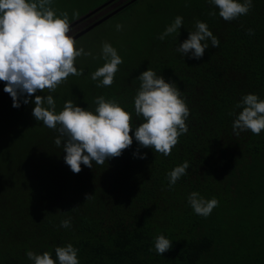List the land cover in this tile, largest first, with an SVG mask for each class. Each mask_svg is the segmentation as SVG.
I'll return each instance as SVG.
<instances>
[{
  "label": "trees",
  "instance_id": "1",
  "mask_svg": "<svg viewBox=\"0 0 264 264\" xmlns=\"http://www.w3.org/2000/svg\"><path fill=\"white\" fill-rule=\"evenodd\" d=\"M252 5L247 15L225 21L208 0H132L101 22H133V38L117 48L123 63L114 83L97 87L90 74L105 61L88 56L74 65L83 75H70L50 94L57 113L69 100L94 112L95 98L104 96L132 115L133 144L104 165L82 164L75 174L64 162L58 133L32 115L35 95L49 93L38 91L28 104L21 98L19 108L0 94V264H32L29 250L47 251L59 264L55 248L69 243L79 264H264V130L237 136L229 115L242 111L235 105L246 94L264 100V0ZM176 16L183 26L158 39ZM197 20L220 42L213 48L207 41L201 59L176 51ZM149 68L176 83L190 114L171 155L139 148L141 159L133 156L134 130L143 122L134 97L137 77ZM185 161L187 174L170 190L166 174ZM193 191L219 201L207 218L189 205ZM86 195L93 196L85 202ZM69 218L71 227H60ZM158 235L172 241L162 256L154 247Z\"/></svg>",
  "mask_w": 264,
  "mask_h": 264
},
{
  "label": "clouds",
  "instance_id": "2",
  "mask_svg": "<svg viewBox=\"0 0 264 264\" xmlns=\"http://www.w3.org/2000/svg\"><path fill=\"white\" fill-rule=\"evenodd\" d=\"M208 2L219 10V16L225 21L247 15L253 6L252 0ZM52 3L53 0H0V82H4L3 90L11 96L14 108L20 107L21 98L24 104H28L38 91L49 93L46 96L35 95L31 101L35 105L32 115L43 126L58 133L54 143L63 148L64 162L78 174L82 164L89 168L93 162L104 165L106 160L121 156L133 144V136L130 135L132 115L116 100H106L104 96L95 98L94 112L76 106L71 100L64 103L59 113L56 112V102L50 93H54L70 75H83V69L78 70L74 66L75 61L82 55L90 56L91 52L76 47L75 39L69 35L68 12L57 14ZM79 15L78 10H73L72 19ZM209 15L214 16L216 12L211 11ZM182 26L183 17L176 16L158 39L164 40L166 36L177 33ZM122 27L117 24V31ZM194 27L195 30L189 32L188 38L176 51L182 56L191 53L190 58L201 59L209 47L207 41H211L213 48H218L220 42L206 23L197 20ZM247 31L253 34L252 29ZM99 58L105 63L90 74L91 79L97 81V87H110L123 60L108 42H103ZM137 79L141 83L134 97V111L137 117L143 118V122L134 130L139 147L133 156L145 158L139 154V148H151L169 156L179 137L188 132L186 120L190 110L175 82H166L150 68ZM235 108L242 109L238 114L235 111L229 113L235 117L232 129L237 136L245 131L259 135L264 130V100L256 94H246ZM188 168L189 162L185 161L166 174L170 190L187 174ZM92 196L86 195L85 202ZM187 200L194 213L205 218L219 205L216 198L205 199L195 191L188 195ZM60 227H71V219L61 220ZM154 247L162 256L171 249L172 241L158 235ZM77 253L78 249L71 243L55 248L59 264H79ZM26 256L32 264H56L47 251L37 254L29 250Z\"/></svg>",
  "mask_w": 264,
  "mask_h": 264
},
{
  "label": "rangeland",
  "instance_id": "3",
  "mask_svg": "<svg viewBox=\"0 0 264 264\" xmlns=\"http://www.w3.org/2000/svg\"><path fill=\"white\" fill-rule=\"evenodd\" d=\"M109 1L110 0H53L52 7L57 10V14L62 11H67L70 22L79 18L74 24L70 25L69 35L74 38L78 33L82 32L95 21L107 14H111L110 17L117 15L124 7L132 2V0ZM73 10H78L80 13L79 17L74 20L72 19ZM87 13L89 14L84 16ZM110 22L111 21L108 20L105 23L98 24L94 28L84 32V35L81 34L80 36H83L82 38L79 36L75 37L74 39L76 41V47H82L85 52H91L90 56H94L96 59H99L100 57L103 42L110 43L116 50L117 48L125 47V45L128 44V41L133 38V22L129 20L126 23H120L123 26L120 31H117L116 25L114 27L111 26ZM100 31L102 32V35H104L102 38L97 37ZM95 37L97 38L95 39ZM85 57L88 56L82 55L81 57L77 58L75 62L84 59ZM4 86V82H0V94L6 93L3 90Z\"/></svg>",
  "mask_w": 264,
  "mask_h": 264
},
{
  "label": "water",
  "instance_id": "4",
  "mask_svg": "<svg viewBox=\"0 0 264 264\" xmlns=\"http://www.w3.org/2000/svg\"><path fill=\"white\" fill-rule=\"evenodd\" d=\"M105 4H107V3H105ZM105 4H103V5H105ZM97 9H98V8H97ZM95 10H96V9H95ZM110 16H111V14H107V15H105L104 17L100 18L99 20L95 21V22L92 23L90 26H88L87 28H85L82 32L78 33L75 37L80 36V35L83 34L84 32H86V31H88L89 29H91L93 26H95V25L101 23L102 21L106 20V19L109 18ZM75 37H74V38H75Z\"/></svg>",
  "mask_w": 264,
  "mask_h": 264
}]
</instances>
